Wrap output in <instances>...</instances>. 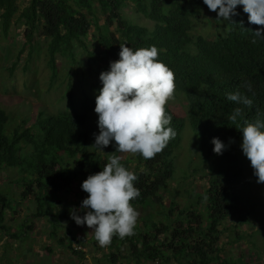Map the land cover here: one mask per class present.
I'll return each mask as SVG.
<instances>
[{"label": "trees", "instance_id": "16d2710c", "mask_svg": "<svg viewBox=\"0 0 264 264\" xmlns=\"http://www.w3.org/2000/svg\"><path fill=\"white\" fill-rule=\"evenodd\" d=\"M130 4L134 16L142 15L154 24L149 27L126 15L123 9ZM206 11L210 10L203 0H29L21 10L16 0H0V35L6 37L12 25L21 27L20 51L27 50L28 60L40 38L51 81L59 72L58 56L81 64L85 75L99 79V74L109 69L110 61L119 59L120 44L124 43L133 49L155 45L158 59L174 72V96L182 95L186 106L184 116L165 106L172 116L169 126L175 130V137L152 159L145 160L140 154H135L133 160L121 158V163L138 175L134 186L140 196L130 203L142 207L158 204L159 218L154 219V212L144 220L145 227L135 226L133 235L123 239L114 236L111 244L115 249L105 254L107 262L127 258L121 248L128 244L135 264H167L170 260L176 264L227 263L219 246V227L240 205L234 187L248 160L242 152L240 129L246 122L264 119V41L253 36V31L262 26L249 23L242 6H237L234 23L225 21L222 28L217 13L210 21L204 16ZM203 20L209 24L213 21L214 36L192 32L194 24ZM81 55L86 56L84 61ZM237 92L251 98L252 107L227 99L228 93ZM64 98L65 107L54 114L39 111L29 126L24 121L7 128L8 115L0 109V171L19 170L15 183L24 185L22 197L38 202L32 217L59 216L53 213L54 202L49 198L53 192H72L76 181L82 193L77 205L81 204L88 194L82 190V182L101 171L110 156H120L116 146L102 154L88 145L85 126L94 111L95 98L82 93L77 102L71 82ZM237 107L241 115L232 121L229 117ZM186 122L196 139L194 150L201 152L203 163L211 160L210 177L201 191L186 190L190 198L180 207L173 197L165 203L162 193L177 171L175 149L182 143ZM213 137L227 145L223 154L213 152ZM193 169L196 173L197 167ZM180 172L188 175L187 170ZM1 195L0 223L5 210L11 209ZM250 206L253 209L247 213L254 214L253 204ZM238 220L240 224L248 223L243 216ZM230 236L243 238V234ZM69 248L78 256L82 251L71 245Z\"/></svg>", "mask_w": 264, "mask_h": 264}, {"label": "rangeland", "instance_id": "374dc122", "mask_svg": "<svg viewBox=\"0 0 264 264\" xmlns=\"http://www.w3.org/2000/svg\"><path fill=\"white\" fill-rule=\"evenodd\" d=\"M28 1L16 0L20 10L28 4ZM131 6L132 4L123 9L126 15L131 16L135 22L149 27L154 24L153 21L142 15L134 16V13L130 10ZM213 14V11L204 12V16L209 17L210 21L214 18ZM99 20L100 23L103 22V20ZM224 22L221 20L218 26L222 28L225 25ZM208 24L206 20L201 23L197 22L194 24L192 32L203 34L207 37L214 36L216 27L213 25V21ZM21 34L22 28L12 25L6 37L0 35V109L4 110L8 115L7 128L22 125L24 121H27L25 125L29 126L35 120L39 111L46 114H54L60 108L65 107L66 98H64V93L68 82L72 83V96L77 102L82 99V93H87V95L96 98L98 90L102 87V83L97 77L93 78L86 72L85 75L81 64L58 56L59 72L55 79L51 81V71L42 52L43 41L37 38L32 56L28 60L27 50L20 51L23 43ZM89 38L91 41V36ZM90 49L93 48L90 47ZM94 50L96 49L94 48ZM85 58V55H81L83 61ZM94 83L95 85H93ZM167 104L177 114L185 115V99L182 95L174 96ZM91 114V118L88 119L85 127L89 135L88 145L93 148L94 134L99 133V128L97 124L98 114L95 111H92ZM190 130L191 128L186 122L182 143L175 149L177 171H175L173 178L169 180V188L162 193L165 203L173 197L180 207L190 198L186 190L191 193L201 191L207 184V177H210L208 164H210L211 160L208 162L204 160L203 163L201 152L194 150L197 144L194 142L196 139L191 135L192 132ZM114 147L115 143L112 142L103 149L104 152L97 148L96 150L104 154L112 151ZM120 156L122 159L133 160L135 154L120 153ZM245 165L247 166L245 173L243 172L242 176L237 178L236 187H234L235 195L240 204L239 208L236 212L227 216L219 227L222 232L219 246L222 250V257L227 261L225 264H264V183H257V177L254 175L249 160L245 161ZM194 167H197L196 173L194 172ZM181 169L187 170L188 175L185 176L183 172L181 173ZM19 175L20 172L17 168H6L0 171V194L8 199L3 203L9 204L11 208L5 210V221L0 223V234L2 235L8 233L17 235L24 232L30 233L23 226L26 219L27 222L33 219L31 214L36 213L38 208L37 201H33L28 196L25 199L22 197L25 187L20 182L19 184L15 183ZM79 185L78 181H76L72 186V192H53V200L49 198V201L54 202L53 213L60 215L53 218L50 217L52 220L50 227L55 230L57 236H62L65 239L66 253H73L69 248L73 241H83V246L75 243V248L78 247L80 248L79 250L83 251L81 253L82 257L87 261L86 264H91V262L92 264H110L104 258L106 253L115 249L114 245L110 244L107 247H100L94 239V233L91 232V229L86 225H77L70 216V209L80 208L81 206L80 203L77 205V201L82 198ZM250 204L254 206V214L247 213L248 209H253ZM133 207L139 212L136 225L140 227H145L144 220L154 212V219L159 218L157 214L161 207L158 204L153 207H142L140 205H133ZM14 210H18V214L14 213ZM77 214L82 216L84 212L80 211ZM10 216L12 219H10ZM241 216L248 220L247 224H240L238 218H241ZM231 226L233 229L230 228ZM235 234H243V238L240 240H235L236 236L231 238L230 235L233 236ZM24 239H18L19 247L13 250L2 245L1 258H7L11 262L16 260L17 264H24L21 258L30 262V258L32 259L30 253L25 254L26 258H23L22 254L17 253L18 249L24 248L22 245H26ZM71 247L74 246L71 245ZM123 251L128 254L127 258H119L117 262L123 263L126 261V263L135 264L131 260L128 244L122 245L121 252ZM51 256V260H53L54 255L52 254ZM79 257L80 255L72 254L69 258V264L72 261H78ZM45 260V262L50 261V257H45ZM158 263L159 261H156L154 264ZM59 264L68 263L60 261ZM167 264L176 263L170 260Z\"/></svg>", "mask_w": 264, "mask_h": 264}, {"label": "clouds", "instance_id": "9594fccd", "mask_svg": "<svg viewBox=\"0 0 264 264\" xmlns=\"http://www.w3.org/2000/svg\"><path fill=\"white\" fill-rule=\"evenodd\" d=\"M217 19L233 22L237 6H242L251 24L262 26L253 31L256 39L264 41V0H203ZM234 23V22H233ZM253 40V43L256 42ZM120 44L119 59L110 61L109 69L99 74L102 87L95 98L99 133L94 146L103 151L114 142L119 153L140 154L145 160L160 153L175 137L170 127L172 116L166 113V104L174 97V72L158 59L159 49ZM248 91H252L248 86ZM227 99L248 106L253 100L240 93H228ZM241 108L229 117L236 121ZM242 132V152L250 161L257 183H264V119L246 122ZM213 152L223 154L227 145L213 137ZM104 152V151H103ZM103 169L90 174L81 184L88 193L80 208L70 209L77 225H86L94 233L100 247L111 244L114 236L123 239L134 234L139 212L130 201L140 196L134 186L138 175L121 163V156L112 155ZM83 211L84 215L77 213Z\"/></svg>", "mask_w": 264, "mask_h": 264}, {"label": "crops", "instance_id": "0c3cea01", "mask_svg": "<svg viewBox=\"0 0 264 264\" xmlns=\"http://www.w3.org/2000/svg\"><path fill=\"white\" fill-rule=\"evenodd\" d=\"M16 213L18 214V210H16ZM11 217V216H10ZM12 219V217L10 218ZM29 220V219H28ZM5 221V220H3ZM32 221V222H31ZM26 225L24 228L28 230V232L20 233V234H0V264H17L15 261H10L9 259H5L4 257L1 258V252H2V245L3 247L11 248L12 250L14 248H18V239H24V243L26 245H22L23 249H18L17 253L22 254L23 258H26L25 254L30 253L32 259L30 258V262L26 259L21 260L24 262V264H59V262L68 263L70 262V257L72 254L75 253H66L65 252V239L61 236H57V233L54 229H51V220L49 217L44 218H36L33 217L30 222H27V219L25 220ZM33 223V224H31ZM36 243V244H35ZM75 243H78V245L83 246V242L81 241H73V244H71L73 249H80L75 248ZM83 252V251H81ZM54 255V259L51 260L52 256ZM50 257V261L45 262V257ZM6 257V256H5ZM86 260L82 257V253H80V257L78 261H72L70 264H86ZM110 264H127L126 261L123 263L121 262H110ZM92 264V262H91Z\"/></svg>", "mask_w": 264, "mask_h": 264}]
</instances>
